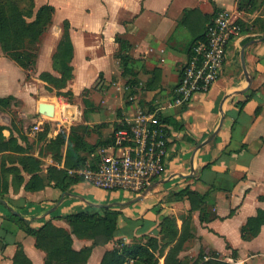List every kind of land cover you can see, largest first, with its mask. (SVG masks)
I'll use <instances>...</instances> for the list:
<instances>
[{
    "label": "crops",
    "instance_id": "obj_1",
    "mask_svg": "<svg viewBox=\"0 0 264 264\" xmlns=\"http://www.w3.org/2000/svg\"><path fill=\"white\" fill-rule=\"evenodd\" d=\"M35 4L36 10L44 5L55 9L52 25L39 40L36 66L20 67L0 45V98H14L9 107L0 106L4 143L14 140L0 152L4 169L9 170V193L0 198V264H14L19 248L31 264L46 261V253L13 215L35 228L50 221L72 234L68 215L104 213L108 208L119 212L118 236L106 245L93 246L91 239L72 234L76 251L92 248L87 264H101L120 241L157 237L164 217L174 216L181 228L191 205L187 197L177 199L175 194L188 187L206 196L205 220L198 210L192 213V238L180 257L203 252L206 260L264 264V225L251 240L241 234L248 219L264 210V0H35ZM221 10L231 14L242 33L229 43L221 76L211 90L195 94L188 106L163 113L170 120L168 157L163 175L152 184L156 187L132 202L138 196L73 178L69 171L86 163L78 160L94 161L104 149L108 155L112 152L115 131L123 121L134 118L139 109L160 107L175 95L197 37L206 33ZM186 12L193 13L185 22ZM64 21L70 23L74 46L73 78L59 90L40 76L61 78L53 57ZM116 37L131 45L128 70L118 58ZM244 48L251 82L242 64ZM68 92L71 95H64ZM88 93L89 97L84 95ZM59 135L65 137L63 143L56 141ZM25 156L39 161L40 169L24 168L19 161ZM50 168L67 172L76 181L65 191L54 180L42 190H28L32 176L45 178Z\"/></svg>",
    "mask_w": 264,
    "mask_h": 264
},
{
    "label": "trees",
    "instance_id": "obj_2",
    "mask_svg": "<svg viewBox=\"0 0 264 264\" xmlns=\"http://www.w3.org/2000/svg\"><path fill=\"white\" fill-rule=\"evenodd\" d=\"M32 6L33 11L25 14L18 4L0 0V45L5 54L24 69L36 66L39 40L52 25L55 13L54 7L50 5H44L37 11L34 10L35 4ZM191 13L193 12H186L185 22ZM201 34L197 37V40L205 39L206 33ZM116 41L121 48L118 58L125 70H128L132 60L128 54L131 45L127 40L120 37H116ZM73 58L74 46L70 36V23L64 21L63 35L53 57L57 70L61 73V78H55L49 73H42L40 78L56 89L65 88L67 82L73 78V67L71 66ZM58 94L62 95L63 93L59 92ZM64 95H71V93H64ZM13 101V97L0 98V106L9 107ZM86 103L88 104V101ZM258 112L259 110H257ZM159 120L166 124L170 122L169 118L162 116ZM64 139L63 135H59L56 141L63 143ZM13 142L14 140L11 139L8 143H4L3 128L0 127V152L6 150L8 145ZM102 144V141L98 143V145ZM12 149L15 152L24 153V150L20 147H13ZM93 150L94 147L91 148V153ZM1 160L2 157H0V198H3L9 193V183L6 176V171L9 172V170L4 169L5 164H2ZM214 161L211 162V165L214 164ZM19 162L24 168L28 169L29 165H31L34 169H40L39 161L32 156H25ZM85 162L86 160H78L80 164ZM45 179H47V183L44 182ZM53 180L56 181L57 187L63 191L76 181L67 172L50 168L45 178L34 174L27 188L30 191L42 190ZM175 197L177 199L187 197L191 205L188 218L184 220L181 228L178 227L177 219L174 216L164 217L157 237L146 236V239L141 237L139 241L133 239L131 243L120 241L119 248L105 253L101 264H160V260L163 257L164 264H185L180 258V254L185 243L192 238L190 232L192 213L198 210L201 214V221L204 222L206 196L188 187L176 193ZM13 217L28 235L35 238L36 247L46 253L45 264L88 263L92 248L76 251L73 248L72 234L79 239H91L93 246H99L110 243L119 233L118 222L120 213L109 208L105 209L104 213L79 212L66 216L65 219L72 229V234L63 228L55 226L50 221L40 228H35L30 222L21 217L17 215H13ZM263 225L264 210H258L257 215L250 217L242 227V238L244 240L255 238L259 235ZM211 256L218 258L215 252H212ZM201 258L203 260L201 264H231L217 259L204 261V256H201ZM13 261L14 264H31V261L21 248L18 249ZM194 264L199 263L196 262Z\"/></svg>",
    "mask_w": 264,
    "mask_h": 264
},
{
    "label": "built area",
    "instance_id": "obj_3",
    "mask_svg": "<svg viewBox=\"0 0 264 264\" xmlns=\"http://www.w3.org/2000/svg\"><path fill=\"white\" fill-rule=\"evenodd\" d=\"M242 33L241 25L226 10L216 13L204 40L192 47L175 95L164 105L139 109L115 131L113 144L94 161L69 174L95 188L140 196L163 175L168 157V124L159 120L167 110L188 106L197 93H207L221 76L229 43ZM39 127L35 126L34 130Z\"/></svg>",
    "mask_w": 264,
    "mask_h": 264
},
{
    "label": "rangeland",
    "instance_id": "obj_4",
    "mask_svg": "<svg viewBox=\"0 0 264 264\" xmlns=\"http://www.w3.org/2000/svg\"><path fill=\"white\" fill-rule=\"evenodd\" d=\"M4 1L14 2V3L18 4L19 8L25 14H28L29 12H32L33 11V6L32 5L35 4V0H4ZM34 10L37 11L36 10V4H35ZM84 95L89 97L90 93L84 94ZM100 115H103L101 117L103 118L104 121L107 120V116H104V112L100 113ZM201 256H204L203 252H201L200 254L195 255L193 258H191L189 256H186V257L184 256V257H182V258L180 257V258L183 260V262L185 264H194L196 262L201 264L203 262ZM208 260H210V259L208 258ZM208 260H206V258L204 257V261H208ZM160 264H164V260L163 259L160 261Z\"/></svg>",
    "mask_w": 264,
    "mask_h": 264
},
{
    "label": "water",
    "instance_id": "obj_5",
    "mask_svg": "<svg viewBox=\"0 0 264 264\" xmlns=\"http://www.w3.org/2000/svg\"><path fill=\"white\" fill-rule=\"evenodd\" d=\"M241 58H242V64H243L244 71H245L246 75L249 76V79H250V82H251L252 77H251L250 75H248V73H247V68H246V64H245V48H244L243 51H242ZM223 121H224V117L222 118V122H223ZM221 124H222V123H221ZM214 136H215V133L212 135L211 139H213ZM198 148H199V147H198ZM155 187H156L155 185H152V186L148 187V188L146 189V191H145L142 195L138 196V197L135 199V201H132V202L140 201V200H141L142 198H144L148 193H150Z\"/></svg>",
    "mask_w": 264,
    "mask_h": 264
}]
</instances>
